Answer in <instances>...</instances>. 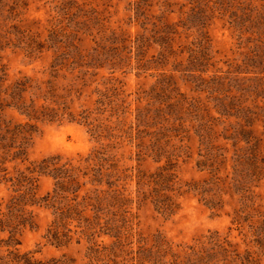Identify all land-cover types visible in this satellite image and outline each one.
Masks as SVG:
<instances>
[{
	"label": "rangeland",
	"instance_id": "obj_1",
	"mask_svg": "<svg viewBox=\"0 0 264 264\" xmlns=\"http://www.w3.org/2000/svg\"><path fill=\"white\" fill-rule=\"evenodd\" d=\"M252 6L261 8L264 0H0V118L8 124H35L29 162L40 163L51 156L78 160L108 144L123 171L121 183L135 199L132 211L138 235L123 252L97 264H152L139 255V235L151 239L161 233L180 244L218 231L243 250L252 245L253 226L264 234V128L260 125L255 132L262 140L263 162L258 164L263 171H256L257 179L251 176L246 188L253 191L257 212L250 211L248 201L243 204L240 188L232 189V195H218V205L209 203L216 206L211 208L186 184H204L212 176L211 163L220 169V162L224 185L245 172L246 166L251 170L236 161L250 142L224 139L220 125L214 138L204 142L194 132L197 120L186 112L181 100L183 96L189 100L206 97L202 81L215 73L264 77V61L250 60L249 46L257 43V36L251 34L247 22L237 23ZM167 23L177 30L175 35ZM202 34L209 39L206 46L212 59L202 62L200 68L207 74L201 79L198 72L190 71L194 67L189 62L198 53ZM172 36L173 54H169L166 46ZM164 79L170 80L165 87ZM20 82L26 84L28 102L32 99L75 112L80 120L79 114H89V122L112 131L105 133L100 144L83 121H36L21 114L10 106ZM175 116H182L184 123ZM162 125L170 130H159ZM155 134L162 137L161 143L154 139ZM8 143V127L0 126V217L9 214L12 200L20 195L15 179L30 165L13 159L15 149L8 155ZM211 144L222 154L218 159L210 157ZM139 150L143 152L139 154ZM170 161L184 186L180 210L166 216L150 202L138 200L136 174L139 170L155 171ZM37 176V197L45 196L53 190L55 180L46 174ZM23 210L22 216L32 215L36 225L17 230L19 244L15 248L20 253L39 260L67 255L75 264L87 262L84 240L68 247L52 242L48 236L54 218L51 209L33 205ZM237 215L241 226L233 221ZM9 231H0V239H7ZM100 239L112 242L108 237ZM2 245L0 241V262L7 254Z\"/></svg>",
	"mask_w": 264,
	"mask_h": 264
},
{
	"label": "trees",
	"instance_id": "obj_2",
	"mask_svg": "<svg viewBox=\"0 0 264 264\" xmlns=\"http://www.w3.org/2000/svg\"><path fill=\"white\" fill-rule=\"evenodd\" d=\"M249 24L251 34L257 36L254 46H249L250 60L264 61V6L261 8L252 6L246 9L244 17L237 22L239 25ZM236 24V22H235ZM171 27L167 23V28ZM171 33L175 35L177 30L171 27ZM209 39L205 34L200 37V55L193 56L192 72H198V78L202 79L207 70L200 68L202 62L212 59L207 47ZM173 36L167 41L166 50L173 54ZM202 54V55H201ZM163 55V54H161ZM252 61V60H251ZM191 66V65H190ZM169 78V77H168ZM163 86L170 84V80H162ZM160 81V83H162ZM206 97L201 96L192 99H181L182 105L190 115L197 121L194 132L204 142L214 138L218 130L216 127L223 126L221 135L226 140L236 142L246 141L250 145L244 150L236 161L237 165L250 166L240 175H235L228 185H224L221 178L220 162L218 166L211 163V177L204 184H186L188 190L198 191L202 200L215 208L218 205L217 196L232 195V189L240 188L244 201L251 203V210L255 211L252 202L253 191L246 189L252 179H257L255 172L262 173L263 167L259 164L261 156V138L256 135L258 126L264 128V77L252 76L250 78H234L213 74L209 79H203ZM26 84L20 82L12 93V105L27 117L47 121H83L90 126L91 135L100 144L106 139L105 133L112 131L110 127L103 124L89 122V114L81 115L80 120L75 112L60 110L48 104H38L36 100L27 101ZM185 98V99H184ZM47 99V98H46ZM47 102V100H46ZM180 113V112H179ZM179 113H176L178 115ZM178 121L182 116H175ZM0 118V122H1ZM140 123V118L138 120ZM8 127V155L11 149H15L13 159L29 162L28 150L32 140L35 124L0 123L2 129ZM170 127L162 125L161 129L168 130ZM110 129V130H109ZM170 130V129H169ZM112 138L114 136L111 135ZM158 143L162 137L153 136ZM209 148L212 159H218V151L214 150L213 144ZM13 147V148H12ZM155 149V148H154ZM143 150H139V154ZM158 152V151H157ZM5 153V152H4ZM163 153V151H161ZM222 159V158H221ZM5 163V162H4ZM26 171L20 172L16 180L17 189L20 193L12 200V207L8 215L0 217V231L10 230L7 239L2 238V246H6L7 254L4 262L0 264H75V260L67 255L55 257L49 260H39L30 253H20L15 248L19 244L17 230L26 227L27 224L34 228L35 222L31 220L32 215L22 216L23 209L27 206H44L52 210L53 220L50 224L48 236L58 246L68 247L73 242L81 244L84 240L87 244V262L84 264H97L102 259L117 256V252L124 251L132 243L133 237L138 235L135 231V219L132 204L135 199L130 196L126 184L121 183L123 171L119 168L116 155L110 151V145H101L92 150L87 156L78 160H63L60 156L44 158L40 163L29 162ZM259 163V164H258ZM175 163L171 161L158 167L155 171H138L136 174V192L138 200L150 202L154 209L166 216L177 213L181 208L179 199L183 195L182 184L178 178ZM38 174H46L55 180L54 188L45 196L37 197ZM254 174V175H253ZM128 177V176H126ZM228 187V190H224ZM208 195H211L210 198ZM217 200V201H216ZM248 209V208H246ZM244 209V210H246ZM243 211V210H241ZM241 226L239 215L234 220ZM252 245L241 250L228 235H222L218 231H209L191 243L176 244L168 240L161 233L152 235L151 239L139 235L140 253L145 260L152 264H261L264 258V234L253 226ZM108 237L112 240L110 244L100 239ZM151 242L150 246H147ZM9 248V249H8Z\"/></svg>",
	"mask_w": 264,
	"mask_h": 264
}]
</instances>
